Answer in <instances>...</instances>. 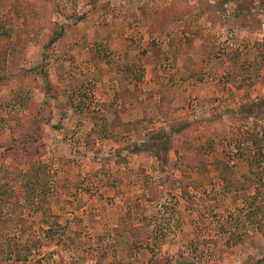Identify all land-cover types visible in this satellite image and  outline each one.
I'll return each instance as SVG.
<instances>
[{"label":"rangeland","instance_id":"rangeland-1","mask_svg":"<svg viewBox=\"0 0 264 264\" xmlns=\"http://www.w3.org/2000/svg\"><path fill=\"white\" fill-rule=\"evenodd\" d=\"M71 49L81 129L55 135ZM263 101L264 0H0V264H264V106L238 112Z\"/></svg>","mask_w":264,"mask_h":264},{"label":"crops","instance_id":"crops-1","mask_svg":"<svg viewBox=\"0 0 264 264\" xmlns=\"http://www.w3.org/2000/svg\"><path fill=\"white\" fill-rule=\"evenodd\" d=\"M92 35V32H90ZM88 33V36L90 35ZM94 34V33H93ZM87 36V37H88ZM78 49H71L68 50L67 53L63 51H57V61H54L55 64H51V70L55 73L56 77L55 80L52 81L50 80V85L59 90V93L56 95V97H47L46 100L48 101V104L51 105V115L49 119V125H55V123H60V128L58 130H55L51 128L52 131L55 132V135H64L65 133L69 134L70 132L74 133L73 131H78L81 129V125L78 124L80 123V111L77 110L79 104L82 101L83 96V89L81 84H74L71 85V83L76 82V83H81L82 77L78 76L79 74V69L82 68V60L80 59V56H78ZM88 54L90 55L89 57H92L91 50H87ZM88 57V60L84 62V65L86 69L89 71V75L91 77H96L95 80H97V75L92 71V69L95 68L94 65L97 63L95 61H92ZM110 68L115 71V69H118L119 73L125 74L124 76L131 81L130 75H132L131 67L128 65H120L118 63L111 65ZM109 69V70H111ZM111 71L109 72H103L102 77L103 80H105L106 75L110 74ZM96 82V81H95ZM114 83L116 81H113L112 83V88L110 91H108L106 88L107 92H104L102 88H98L100 83H96L95 87L91 89V93L96 97L94 99V102H96L99 99L101 103H105L107 98H109L110 93H116V87H114ZM92 87V86H91ZM121 89V88H117ZM74 92L75 94V99L72 100L69 98V93ZM43 98L45 99V96L43 95ZM81 98V99H80ZM93 102V103H94ZM79 117V118H78ZM87 121L84 123L86 124ZM77 126V128H75ZM52 127V126H51Z\"/></svg>","mask_w":264,"mask_h":264},{"label":"trees","instance_id":"trees-1","mask_svg":"<svg viewBox=\"0 0 264 264\" xmlns=\"http://www.w3.org/2000/svg\"><path fill=\"white\" fill-rule=\"evenodd\" d=\"M46 78V75L45 77ZM45 99L43 101V104H48V101H46L47 97H56V94H50V91L53 90V87L51 85H48L45 87ZM48 99V98H47ZM264 102V101H263ZM260 102V104H257L256 102H246L243 103L239 106V113H243L246 115L252 114L256 109L257 110H262L264 103ZM169 132H166L163 129L161 130V134L157 137V140H152L150 143L146 144L145 146H134L135 152H144V153H149L153 156H156L158 160H160V156H161V152H166L170 150V148L172 147V140L171 137L173 134L178 133L180 130H176L175 128L169 126ZM27 136V135H26ZM146 147V148H145ZM164 152V153H165ZM165 156V154H164Z\"/></svg>","mask_w":264,"mask_h":264}]
</instances>
